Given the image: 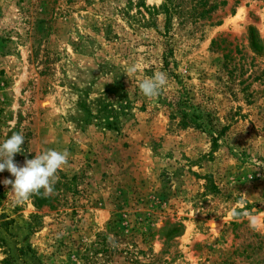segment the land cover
<instances>
[{"label":"rangeland","instance_id":"obj_1","mask_svg":"<svg viewBox=\"0 0 264 264\" xmlns=\"http://www.w3.org/2000/svg\"><path fill=\"white\" fill-rule=\"evenodd\" d=\"M162 1L0 0V142L69 153L41 206L0 172V262L264 264V0Z\"/></svg>","mask_w":264,"mask_h":264},{"label":"clouds","instance_id":"obj_2","mask_svg":"<svg viewBox=\"0 0 264 264\" xmlns=\"http://www.w3.org/2000/svg\"><path fill=\"white\" fill-rule=\"evenodd\" d=\"M128 71L134 73L135 66ZM166 84L167 75L157 72L152 77L143 79L138 87L145 97L151 99L157 97ZM23 144L24 136L19 132H14L0 142V172L7 170L14 177V180H3L5 186L11 185L9 193L14 206L24 204L33 195H52L58 179L57 173L67 165L69 157L67 150L45 149L19 166L14 157L21 153Z\"/></svg>","mask_w":264,"mask_h":264},{"label":"trees","instance_id":"obj_3","mask_svg":"<svg viewBox=\"0 0 264 264\" xmlns=\"http://www.w3.org/2000/svg\"><path fill=\"white\" fill-rule=\"evenodd\" d=\"M157 10L159 12H161L162 14H164L166 22H169L171 20V18L173 17V15L176 14V12H177L176 6L174 4V0H163L162 3L158 6ZM108 118L109 117L105 118L107 120L106 121L107 124H114L115 123L114 121H110ZM3 197H4V191L1 189V186H0V202H1ZM32 197H33L34 205H36V206H41L43 204H47L48 199H49L48 196L44 197L43 195H33ZM9 222L10 221H5V223H9ZM16 250L21 251L22 247H17ZM0 264H9V259L4 258L0 262Z\"/></svg>","mask_w":264,"mask_h":264}]
</instances>
